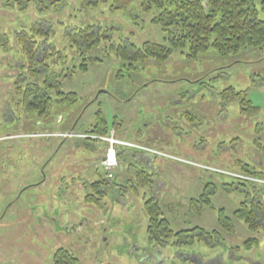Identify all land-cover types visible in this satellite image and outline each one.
Listing matches in <instances>:
<instances>
[{
    "label": "rangeland",
    "instance_id": "1",
    "mask_svg": "<svg viewBox=\"0 0 264 264\" xmlns=\"http://www.w3.org/2000/svg\"><path fill=\"white\" fill-rule=\"evenodd\" d=\"M4 2L0 0V264H57L59 249L78 264H140L142 247L150 245L144 202L151 196L173 231L200 227L223 232L215 208L233 218L244 200L236 188L247 183L232 173H243L242 165H247L264 177V44L228 55L210 46L196 57L184 46L173 49L166 61L135 62L119 58L109 45L170 46L168 34L152 22L155 10L142 13L139 0H58L46 11L32 4L9 8ZM252 2L264 20V0ZM42 19L55 30L50 46L58 52L49 59L54 61L52 75L46 70L38 79L49 76L53 98L56 91L78 97L72 104H53L51 125L35 121L12 90L23 61L15 34ZM86 25H94V32L100 27L107 38L89 46L86 37L68 35ZM93 57L99 60L91 62ZM230 87L244 91L255 111L247 110L249 104L240 98H223L221 92ZM98 113L108 125L116 119V137L136 148L158 150L156 161L147 168L144 153L126 162L124 150L140 152L128 146L120 157L125 169L106 171L100 164L103 140L55 136L60 128L84 133ZM141 170L152 174L150 184L139 178ZM92 183H98L97 189ZM203 185L208 187L204 202L190 206L189 199L197 198ZM233 223L226 242L237 246L238 254L246 253L249 237L257 235L264 246V232L255 235L242 220L233 218Z\"/></svg>",
    "mask_w": 264,
    "mask_h": 264
},
{
    "label": "trees",
    "instance_id": "2",
    "mask_svg": "<svg viewBox=\"0 0 264 264\" xmlns=\"http://www.w3.org/2000/svg\"><path fill=\"white\" fill-rule=\"evenodd\" d=\"M57 2L58 0H6L3 6H9V8L16 6L26 9L32 4L39 11H46L56 5ZM139 8L142 13L155 10L152 22L159 24L162 30L168 34L170 46L152 42H144L141 47L133 44H117L116 46L110 44L109 48L123 60L137 62L153 58L166 61L171 56L173 49L184 46L189 47V56L196 57L210 46L219 55H228L236 54L243 48L264 44V20L258 18L252 0H139ZM94 27V25H86L80 28L78 32L68 35L86 37L85 40L89 46L96 45L101 38H107V33H102L100 27L94 32ZM54 32L55 30L45 19L31 22L16 32L15 39L23 61L19 67V73L12 82V90L17 104L26 112L34 113L35 121L43 120V124L48 123L49 125L52 121L50 115L54 103L72 104L78 100L74 92L56 91L54 98L50 95V90L55 86L49 79L53 73L51 66L54 61L49 59L52 54L58 52L57 49L54 50V45L50 41ZM50 45H53V48ZM97 60H99L97 57L90 59L91 62ZM81 69L86 71V64H81ZM46 70H51V72L46 79L40 82L38 75ZM71 74L72 72L67 76L70 77ZM221 95L228 100L240 98L242 104H249L247 109L249 111L253 112L256 109L246 99L244 91H237L230 87L223 90ZM112 122L113 124L108 125L102 114L98 113L93 126L84 132L107 135L111 127L115 130L119 128L116 119H113ZM247 168V165H242L244 172L234 173L239 179L247 182V184H239V187H244L247 193L243 192L244 200L239 203L232 216L242 220L250 230H253L264 224V199L261 198H264V177H259L255 170H248ZM139 173V178L144 176L148 180L147 183L150 184L149 176L152 174L144 170ZM91 186L97 189L98 183H92ZM255 193L258 195L254 196ZM249 197V201L245 200ZM87 200L90 199L87 198ZM92 200L96 201L97 199L92 198ZM144 203L148 214L146 232L149 242L160 243L161 239L183 238L190 231H173L168 221L161 216L162 210L155 197L151 196ZM248 203L252 204L251 208L247 206ZM224 213H219L217 222L225 230L232 231L234 228L233 218L225 216ZM260 222L262 223L258 224ZM196 229L193 228L192 230ZM256 241L247 240L245 243L249 247ZM55 256L58 259L57 264H78V259L69 256L63 249L57 250ZM63 259L64 262H62Z\"/></svg>",
    "mask_w": 264,
    "mask_h": 264
},
{
    "label": "flooded vegetation",
    "instance_id": "3",
    "mask_svg": "<svg viewBox=\"0 0 264 264\" xmlns=\"http://www.w3.org/2000/svg\"><path fill=\"white\" fill-rule=\"evenodd\" d=\"M206 184L209 185L211 183L207 182ZM202 187L203 188L201 189L200 194L197 195V198L189 199L190 206L196 205V200H199L202 203L204 202L203 198L206 195L205 192L208 187L206 185H203ZM237 190L241 193H247L244 187H239ZM245 200L249 201L250 197L248 199L245 198ZM207 206L211 208L210 205ZM247 206L251 208L252 204L250 205L248 203ZM215 209L218 215L219 213L224 212L223 208ZM235 219L237 220L238 218ZM261 223L262 222L258 224ZM218 226L221 229H224L221 225ZM194 228L197 229L192 230V228L189 229L190 231L187 230L189 232H187L183 238L175 237L173 241L161 239L160 243L149 242V246L142 247L144 253L140 257V264H264V246H261V243L258 242V236L256 235L260 232H264V224L259 225L256 229H249L256 235L249 237L250 240L257 241L254 245L248 247L245 243L248 239H245L244 248L246 253L242 254L237 253L239 249L237 246H233L226 242L232 231L224 229L223 232H221L215 228L210 231H205L200 227Z\"/></svg>",
    "mask_w": 264,
    "mask_h": 264
},
{
    "label": "built area",
    "instance_id": "4",
    "mask_svg": "<svg viewBox=\"0 0 264 264\" xmlns=\"http://www.w3.org/2000/svg\"><path fill=\"white\" fill-rule=\"evenodd\" d=\"M55 136L59 137H81V138H95L99 140H103L106 143L105 148V156L102 160V165L106 170H110L117 166V149L118 146L123 147H134L135 145L127 142L125 140L119 139L114 135V131L111 129L108 135L106 136H100V135H89V134H82V133H74V132H57L55 133ZM107 136H109L107 138ZM144 150L156 153L157 151L151 150L148 148H144ZM158 153V152H157Z\"/></svg>",
    "mask_w": 264,
    "mask_h": 264
},
{
    "label": "crops",
    "instance_id": "5",
    "mask_svg": "<svg viewBox=\"0 0 264 264\" xmlns=\"http://www.w3.org/2000/svg\"><path fill=\"white\" fill-rule=\"evenodd\" d=\"M59 131H63L62 130V128H60V129H58ZM71 130H74V131H78V130H75V128L74 129H72L71 128ZM117 131V130H116ZM119 138H121V137H119ZM122 139H124V138H122ZM66 142V141H65ZM123 151V149L121 150V152ZM124 154H125V156H127L128 157V159L126 160V162H128V160L130 161V159H132L134 156H136L137 154L139 155L140 153H135V151L134 150H128V151H125L124 150ZM132 154H134V156L132 155ZM142 154V153H141ZM121 156H123V152H122V155ZM141 156V155H140ZM144 158H145V160H144V162H142V164H144L146 167H147V164H153L155 161H156V159L155 160H152V159H154L153 157H152V155H150V154H146V156H144ZM120 163V162H119ZM141 163V162H140ZM148 168V167H147ZM119 169H125V166H123L122 168L121 167H119Z\"/></svg>",
    "mask_w": 264,
    "mask_h": 264
}]
</instances>
